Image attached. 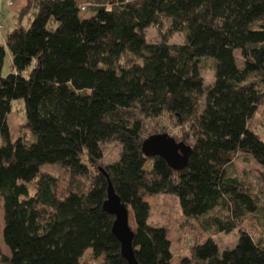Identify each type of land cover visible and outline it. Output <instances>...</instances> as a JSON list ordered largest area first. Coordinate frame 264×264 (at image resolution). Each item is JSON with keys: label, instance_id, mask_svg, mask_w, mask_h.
<instances>
[{"label": "trees", "instance_id": "1", "mask_svg": "<svg viewBox=\"0 0 264 264\" xmlns=\"http://www.w3.org/2000/svg\"><path fill=\"white\" fill-rule=\"evenodd\" d=\"M17 19L0 42V197L10 249L0 250V264H92L88 249L101 264H128L103 207L100 167L133 214L139 264L175 257L168 229L149 222L147 197L156 194L175 195L184 217L208 234L180 264H264V0H27ZM150 27L159 42L148 41ZM179 32L185 43H170ZM7 49L12 70L4 76ZM204 58L214 61L209 86ZM20 99L31 140L11 136L8 115ZM165 117L184 129L176 141L192 148L180 171L143 151L146 138L165 133L151 128ZM109 142L122 151L103 165ZM238 155L263 176L230 171ZM54 165L72 177L63 196L43 172ZM78 177L90 178L87 189L75 186ZM249 219L263 224L249 229ZM235 230L237 244L220 253L213 235Z\"/></svg>", "mask_w": 264, "mask_h": 264}, {"label": "rangeland", "instance_id": "2", "mask_svg": "<svg viewBox=\"0 0 264 264\" xmlns=\"http://www.w3.org/2000/svg\"><path fill=\"white\" fill-rule=\"evenodd\" d=\"M11 8L9 9V11ZM8 11V12H9ZM14 10H12L13 12ZM7 13V12H6ZM83 16L89 17L92 13L89 9L82 11ZM13 14H11L12 16ZM8 16V15H7ZM11 18V17H10ZM29 24V18L26 17L24 20V25ZM16 26L10 22L7 28L4 27L3 33L0 35V42L4 41L5 35L8 31H11ZM147 38L149 42H159L161 36L155 27H150L147 30ZM186 35L185 33L179 32L175 33L171 39L170 43L174 44H183L185 43ZM238 62L242 66L243 59L241 54L238 52ZM201 74L205 80V86L212 85L215 81V71H214V61L210 58H204L200 61ZM12 70L11 62V53L7 49V55L5 60V65L3 69V75H8ZM26 113H25V103L24 100H14L12 102V109L8 115V124L11 130L12 139L15 140L18 137H23L25 140H31L32 134L30 130L26 127ZM257 122L263 124L264 122V106L261 108V111L258 115ZM261 127V126H259ZM152 130L155 131H165L176 137L182 139L184 129L177 126V123L174 119H169L167 117L163 118L160 122V125L152 126ZM263 130V127L260 128ZM72 144L79 145L81 139L77 136H74L69 140ZM185 141V140H184ZM122 151V145L116 142H109L103 145L104 159L101 162L103 165H107L115 162L119 159ZM150 166L148 163L147 167ZM232 172L240 175L241 177L245 173L250 174L253 178H261L263 176V168L253 159L247 158L244 155H238L234 161V166L231 168ZM44 174L47 176H52L56 178L58 186V194L60 196L65 195L70 188L72 177L70 173L64 168L54 165L46 166L43 169ZM259 180V179H258ZM75 186L82 187L87 189L90 184V178L78 177L75 179ZM39 183L33 182L31 184L32 193H35L37 190V185ZM261 187L264 189V181L261 183ZM147 201L151 205V215L149 222L153 225L164 226L168 229L169 238L172 242V248L175 253L172 264H180L181 259L188 255L190 252L191 245L198 240H205L208 237V234L202 229L199 223L196 220H187L181 210L179 200L175 195L172 194H156L153 196H148ZM260 221H264L263 217L258 218ZM263 222L255 221L249 219L245 223V227L252 229V227L260 226ZM131 225L135 228L133 214L131 212ZM4 230V202L0 197V250L4 255H10V249L6 245L3 237ZM216 242L219 245L220 253H222L227 248L234 247L239 239V231L235 230L229 234L220 233L213 235ZM91 250L88 249L85 253V259L90 260L92 264H101L103 262V257L92 260L91 259Z\"/></svg>", "mask_w": 264, "mask_h": 264}, {"label": "water", "instance_id": "3", "mask_svg": "<svg viewBox=\"0 0 264 264\" xmlns=\"http://www.w3.org/2000/svg\"><path fill=\"white\" fill-rule=\"evenodd\" d=\"M143 151L149 157L161 156L171 168L180 171L188 166L192 148L185 142L176 141L168 133H159L146 138ZM100 170L108 179L107 199L103 207L115 217L112 232L120 242L121 254L128 264H139L133 244L135 232L131 225V210L116 192L109 174L103 167H100Z\"/></svg>", "mask_w": 264, "mask_h": 264}, {"label": "crops", "instance_id": "4", "mask_svg": "<svg viewBox=\"0 0 264 264\" xmlns=\"http://www.w3.org/2000/svg\"><path fill=\"white\" fill-rule=\"evenodd\" d=\"M13 2V5L9 6L6 4L5 0H0V16L2 21L4 22L5 28H7V25L9 26L11 21L12 24L16 26L18 21L17 14L19 10L26 5L27 0H13ZM10 8L11 10L9 11ZM12 10L14 11L12 12ZM11 14L13 15L11 16Z\"/></svg>", "mask_w": 264, "mask_h": 264}, {"label": "built area", "instance_id": "5", "mask_svg": "<svg viewBox=\"0 0 264 264\" xmlns=\"http://www.w3.org/2000/svg\"><path fill=\"white\" fill-rule=\"evenodd\" d=\"M5 2L9 6L13 5V3H14L13 0H5ZM81 8H83V7H81ZM4 27H5L4 22L2 21L1 16H0V35L4 31Z\"/></svg>", "mask_w": 264, "mask_h": 264}]
</instances>
